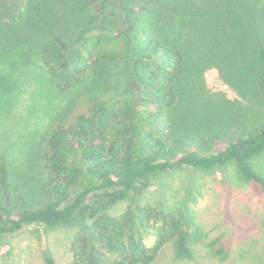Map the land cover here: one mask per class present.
Instances as JSON below:
<instances>
[{
  "label": "trees",
  "instance_id": "trees-1",
  "mask_svg": "<svg viewBox=\"0 0 264 264\" xmlns=\"http://www.w3.org/2000/svg\"><path fill=\"white\" fill-rule=\"evenodd\" d=\"M35 58L67 98L19 159L0 154V242L29 230L57 264L50 232L76 227L65 264H153L167 244L231 261L229 235L140 198L184 167L264 197V0H0V94Z\"/></svg>",
  "mask_w": 264,
  "mask_h": 264
},
{
  "label": "rangeland",
  "instance_id": "rangeland-1",
  "mask_svg": "<svg viewBox=\"0 0 264 264\" xmlns=\"http://www.w3.org/2000/svg\"><path fill=\"white\" fill-rule=\"evenodd\" d=\"M205 78L212 91L236 97L216 69H208ZM16 79L9 94H0V154L11 159L20 158L26 145L46 129L67 98L55 92L38 58L32 60L27 70ZM256 167L264 175V157L256 162ZM220 180V173L204 174L191 167L165 171L151 179L140 199L143 204L156 209L183 211V215L201 224L209 237L229 235L234 250L232 260L217 262L204 245H200L201 252L195 259L178 260L174 257L172 245L167 244L153 264L261 262L264 256L263 194L256 185L245 189H224ZM125 206V201L120 202L111 213L119 214ZM76 230L72 227L50 232L48 243L57 264H65L70 259L69 247ZM45 242V238L43 241L34 238L29 230L15 233L0 242V264H44L42 251ZM145 242L150 244L151 240L146 238Z\"/></svg>",
  "mask_w": 264,
  "mask_h": 264
}]
</instances>
